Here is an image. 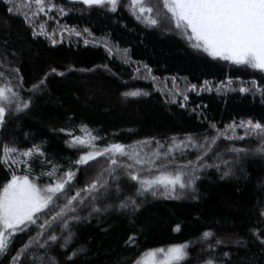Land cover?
<instances>
[{
  "label": "trees",
  "instance_id": "16d2710c",
  "mask_svg": "<svg viewBox=\"0 0 264 264\" xmlns=\"http://www.w3.org/2000/svg\"><path fill=\"white\" fill-rule=\"evenodd\" d=\"M46 5L0 0V199L27 160L10 149H37L21 175L40 191L64 187L0 264L174 245V264H264V70L210 55L168 0Z\"/></svg>",
  "mask_w": 264,
  "mask_h": 264
},
{
  "label": "rangeland",
  "instance_id": "374dc122",
  "mask_svg": "<svg viewBox=\"0 0 264 264\" xmlns=\"http://www.w3.org/2000/svg\"><path fill=\"white\" fill-rule=\"evenodd\" d=\"M73 1H81L87 5H100L106 2L114 3L116 0ZM141 1L134 0V4L139 6ZM168 1L173 12L191 28L195 37L202 42L204 49L210 55L237 63L251 62L264 70V0ZM19 6L21 10L37 11L40 14L45 13L48 8L46 0H19ZM121 103L126 105L123 99ZM2 121L3 115H0V128ZM10 150H14L21 162L23 158L27 160L13 169L12 182L4 190L0 199V247L22 227L33 222L34 217L44 211L52 197L64 187V183L59 182L46 187L43 192L40 191L28 177L21 175V173L32 172L29 164L30 157L37 152V149ZM257 153L252 154L257 155ZM95 156L97 155L87 159ZM71 178L72 173H69L65 180L69 181ZM130 204L132 203L124 204L127 212L133 211ZM110 211L111 208L102 211L94 209L92 214L97 217ZM68 242L69 240L65 239V243ZM183 257V248L174 245L150 251L136 264H174L180 262ZM48 264H55V262L49 259Z\"/></svg>",
  "mask_w": 264,
  "mask_h": 264
}]
</instances>
